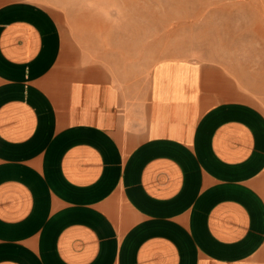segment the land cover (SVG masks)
I'll return each mask as SVG.
<instances>
[{
    "label": "crops",
    "instance_id": "crops-1",
    "mask_svg": "<svg viewBox=\"0 0 264 264\" xmlns=\"http://www.w3.org/2000/svg\"><path fill=\"white\" fill-rule=\"evenodd\" d=\"M143 82L0 0V264H264V113L214 64Z\"/></svg>",
    "mask_w": 264,
    "mask_h": 264
},
{
    "label": "rangeland",
    "instance_id": "rangeland-1",
    "mask_svg": "<svg viewBox=\"0 0 264 264\" xmlns=\"http://www.w3.org/2000/svg\"><path fill=\"white\" fill-rule=\"evenodd\" d=\"M91 60L146 85L162 60L214 64L264 113V0H33Z\"/></svg>",
    "mask_w": 264,
    "mask_h": 264
}]
</instances>
